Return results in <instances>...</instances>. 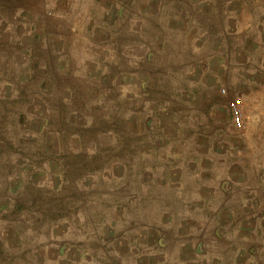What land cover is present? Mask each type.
<instances>
[{"label":"rangeland","instance_id":"rangeland-1","mask_svg":"<svg viewBox=\"0 0 264 264\" xmlns=\"http://www.w3.org/2000/svg\"><path fill=\"white\" fill-rule=\"evenodd\" d=\"M0 264H264V0H0Z\"/></svg>","mask_w":264,"mask_h":264}]
</instances>
